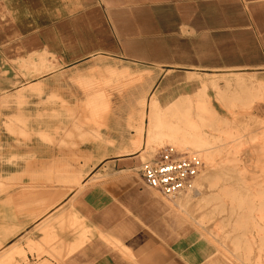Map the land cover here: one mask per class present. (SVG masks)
<instances>
[{
    "label": "crops",
    "instance_id": "1",
    "mask_svg": "<svg viewBox=\"0 0 264 264\" xmlns=\"http://www.w3.org/2000/svg\"><path fill=\"white\" fill-rule=\"evenodd\" d=\"M99 59L160 72L264 71V0H0V70L10 73L0 79V93L24 87L17 99L28 103L9 114L28 119L25 128L10 125L9 131L4 125L9 123L0 121V180L18 184L0 199V247L15 246L26 233L37 245L28 255L30 264H234L208 236L209 225H199L144 184L146 162L139 153L114 154L132 149L123 136L102 132V139L74 151L85 160L73 163L78 158L34 135L51 134L53 127L30 122V102L40 101L35 94H55L56 78L73 74L74 84L87 94L90 117L99 122L109 112L111 92L128 84L119 75L129 72L85 74ZM22 64L54 70L33 78L19 70ZM235 82L254 84L241 76ZM89 134L81 130L78 136ZM49 238L58 241L54 246L61 256L38 258L35 249L46 247ZM71 245L77 246L73 252Z\"/></svg>",
    "mask_w": 264,
    "mask_h": 264
},
{
    "label": "rangeland",
    "instance_id": "2",
    "mask_svg": "<svg viewBox=\"0 0 264 264\" xmlns=\"http://www.w3.org/2000/svg\"><path fill=\"white\" fill-rule=\"evenodd\" d=\"M52 59L54 60L53 57ZM19 66L20 71L27 67L23 64ZM110 68L120 71L128 69V77L125 78L124 74L119 75L123 77L121 80L128 81V84L123 91L111 92L109 99L111 108L98 118L99 122L96 118L90 117V111L86 106L87 94L81 86L74 84L73 74H70L68 77L71 80L62 77L61 80L56 78L53 81L51 92L55 94L45 95V92L35 94L40 101L30 102V110H34L30 122L53 127L50 130L51 134L42 132L34 135L42 141L57 144L69 158H78L73 159V163L80 161V158L85 160L84 156L74 154L79 146L102 139L101 133L108 131L114 132L117 138L123 136L132 147L115 150L114 154L137 152L142 162L151 161L168 148H174L180 154L199 155L197 157L202 161L203 169L194 183V188L173 199L151 190L172 207L179 204L180 213L194 217L199 225H209L208 236L234 264H264V93L260 91V87L264 91V71L160 72L150 67L115 61L111 63L99 59L91 63L85 74L106 75ZM26 70L33 74V78H37L54 69L45 71L32 66ZM235 72L242 74L235 75ZM9 74V69L4 67L0 70V79L8 77ZM137 74L141 75L138 80L134 78ZM237 76L244 77L254 84L245 83L246 87L238 86L235 82ZM33 78H30V81ZM66 80L69 84H65ZM239 88L247 89L241 92ZM17 90L0 93V121L9 123V125L4 123L9 131H12L10 125L25 128L28 121L22 116H9L15 110L20 111L28 105L26 98L17 99L21 91ZM60 94H66L72 100L64 101ZM153 94L161 96L162 101L158 102V106L162 113L172 110L173 101L178 107L192 104L191 116L194 110L197 112L194 106L196 103L205 101L214 108L215 117H212L210 126L204 128L205 138L217 146V152L212 158L206 156L202 150L189 149L170 141L153 147L148 144L149 99ZM181 94L188 95L186 99H195V104L180 97ZM75 98L80 100L74 101ZM142 98L147 100L140 116ZM4 99L9 100L3 103ZM81 130L93 134L82 140L78 136ZM21 135L26 138V131ZM208 176L204 182L201 181ZM14 186L18 184L0 180V199L1 196L10 195ZM20 186L23 190L30 189L28 184ZM10 199L7 201L10 202ZM75 224L76 222L72 227ZM44 233L49 236L48 230H44ZM15 241L16 247H0V264H30L28 255L34 251L32 247L37 245L30 242V236L26 233L17 237ZM43 243L46 247L38 246L35 249L38 258L48 255L57 259L61 256L56 250L57 240L49 238ZM68 248L73 252L77 246L71 245Z\"/></svg>",
    "mask_w": 264,
    "mask_h": 264
},
{
    "label": "bare ground",
    "instance_id": "3",
    "mask_svg": "<svg viewBox=\"0 0 264 264\" xmlns=\"http://www.w3.org/2000/svg\"><path fill=\"white\" fill-rule=\"evenodd\" d=\"M40 61L49 63L50 60L43 59L41 57ZM260 91L261 93H264L261 87ZM159 100L160 98H158L157 95L150 97V107L148 106L150 109L148 112L150 114L147 137L148 144L153 147L160 143L164 144L165 142L170 141L174 144L186 146V148L189 149L193 148L202 150L205 155L207 154L206 156L212 158V155L217 152V146H215L213 142L204 138V128L209 127L213 121L210 106L204 101L196 103L197 118L195 117V119H193L191 116L192 104L178 107L176 102L173 101V103H171L172 110L167 113H162L159 111ZM191 155L194 157L199 156L197 154ZM182 194L183 193H181L178 197Z\"/></svg>",
    "mask_w": 264,
    "mask_h": 264
},
{
    "label": "built area",
    "instance_id": "4",
    "mask_svg": "<svg viewBox=\"0 0 264 264\" xmlns=\"http://www.w3.org/2000/svg\"><path fill=\"white\" fill-rule=\"evenodd\" d=\"M202 169L199 158L168 148L142 166L141 176L148 188L173 199L193 188Z\"/></svg>",
    "mask_w": 264,
    "mask_h": 264
}]
</instances>
